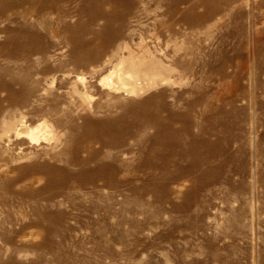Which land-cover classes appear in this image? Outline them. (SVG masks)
Returning <instances> with one entry per match:
<instances>
[{
    "label": "rangeland",
    "instance_id": "1",
    "mask_svg": "<svg viewBox=\"0 0 264 264\" xmlns=\"http://www.w3.org/2000/svg\"><path fill=\"white\" fill-rule=\"evenodd\" d=\"M0 264H264V0H0Z\"/></svg>",
    "mask_w": 264,
    "mask_h": 264
},
{
    "label": "bare ground",
    "instance_id": "2",
    "mask_svg": "<svg viewBox=\"0 0 264 264\" xmlns=\"http://www.w3.org/2000/svg\"><path fill=\"white\" fill-rule=\"evenodd\" d=\"M154 78L155 76H146L145 73H140L137 70V68L136 69L130 68L129 70H124L120 67L115 72H113L110 78L106 79V84L109 86V88H112L115 91L124 90L127 94L135 95L144 90L143 87L144 85L154 84L157 80V79L155 80ZM113 79H115V81H113ZM11 126L13 127L12 124ZM11 126L5 129L4 135L7 137H9L11 134H14L13 136L15 137H19L22 134H24L27 137V139L32 143H37L41 139L48 140L50 138L49 136L50 133L47 131L48 127H46L47 125H39L37 128L29 129L25 133H22L19 130H14L13 128H11ZM113 126L115 127L114 124L111 125L112 128ZM128 127L125 128L123 130L124 132L122 133L127 135L132 127L133 128L142 127V123H133L132 126H128ZM106 129L107 128H105V126H101L100 127L101 133H103ZM92 139H94V142L98 143L102 148H105L110 144L117 145L119 143V140L116 139L111 142L102 140L100 133H95ZM79 149L80 148H78L77 150L79 151ZM72 161L73 162L70 164L71 166H90L92 164L94 166H114L112 164L102 162L94 155V152L92 154L91 151L88 153L86 158L81 160L74 159Z\"/></svg>",
    "mask_w": 264,
    "mask_h": 264
}]
</instances>
